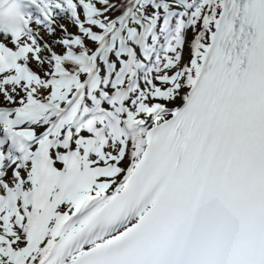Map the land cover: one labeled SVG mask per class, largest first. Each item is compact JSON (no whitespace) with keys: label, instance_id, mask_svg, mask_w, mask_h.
I'll use <instances>...</instances> for the list:
<instances>
[{"label":"snow or ice","instance_id":"1","mask_svg":"<svg viewBox=\"0 0 264 264\" xmlns=\"http://www.w3.org/2000/svg\"><path fill=\"white\" fill-rule=\"evenodd\" d=\"M0 264H264V0H0Z\"/></svg>","mask_w":264,"mask_h":264}]
</instances>
